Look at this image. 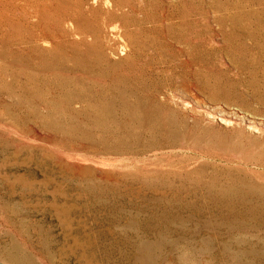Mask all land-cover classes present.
Returning a JSON list of instances; mask_svg holds the SVG:
<instances>
[{
    "label": "rangeland",
    "instance_id": "rangeland-1",
    "mask_svg": "<svg viewBox=\"0 0 264 264\" xmlns=\"http://www.w3.org/2000/svg\"><path fill=\"white\" fill-rule=\"evenodd\" d=\"M0 264H264V0H0Z\"/></svg>",
    "mask_w": 264,
    "mask_h": 264
}]
</instances>
